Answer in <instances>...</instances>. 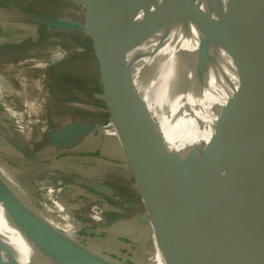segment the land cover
<instances>
[{"label": "water", "instance_id": "1", "mask_svg": "<svg viewBox=\"0 0 264 264\" xmlns=\"http://www.w3.org/2000/svg\"><path fill=\"white\" fill-rule=\"evenodd\" d=\"M216 1L218 13L207 17L199 0H73V16L14 9L51 34L91 40L101 66L96 96L108 100L110 117L67 116L35 152L5 141L30 159L47 148L90 159L84 149L99 155L116 143L139 199L122 202L107 232L162 256L150 251L143 264H264V0ZM225 115L234 129L218 145ZM87 187L111 191L92 180ZM86 235L64 234L0 165V264H142Z\"/></svg>", "mask_w": 264, "mask_h": 264}, {"label": "rangeland", "instance_id": "2", "mask_svg": "<svg viewBox=\"0 0 264 264\" xmlns=\"http://www.w3.org/2000/svg\"><path fill=\"white\" fill-rule=\"evenodd\" d=\"M71 4L73 0H0V146L4 149L5 136L12 137L13 141L30 152L44 148L48 143V129L54 125V108H72L76 113L91 112L94 119L109 121L108 100H100L99 94L96 96L100 92L83 91L61 80L56 71L62 61L84 55L87 50L70 37L51 34L46 24L40 26L33 18L24 20L11 13L15 6H19L53 16H61L66 9L67 14L73 16L72 12L76 13L77 9ZM54 81L57 82L53 85ZM75 117L80 119L81 115ZM116 146L115 143L114 148L104 147L99 155L95 154V149H84L89 152L85 153L89 155L87 157H92L90 159L94 162L88 166L89 181L105 186L111 190L110 193L47 177L41 180L38 176L27 174H19L17 181L33 192L29 196L32 201H44L41 191L49 193L45 204L62 215L75 234L85 236L87 229L90 230V236L83 237L86 243L127 262L146 263L150 259V251L160 259L162 256L153 249L136 251L134 247L124 244L117 234L108 236L109 222L120 219L121 206L126 202L123 195L125 189L129 188L135 193L136 200L139 199ZM90 163L87 162L88 165ZM59 183L61 188H65L62 204L66 207L63 205L61 210L55 203L59 197ZM96 230L104 235H96ZM135 254H138L139 261Z\"/></svg>", "mask_w": 264, "mask_h": 264}, {"label": "bare ground", "instance_id": "3", "mask_svg": "<svg viewBox=\"0 0 264 264\" xmlns=\"http://www.w3.org/2000/svg\"><path fill=\"white\" fill-rule=\"evenodd\" d=\"M199 2L201 3V6L204 9L203 11L205 17L218 13L219 6L216 0H199ZM11 13H13L15 16H19L22 18L26 17L24 14H22L19 11L14 10ZM233 129H234L233 116L225 115L219 127L217 144L218 145L225 144V142L230 138L231 134L233 133ZM3 143L6 149L0 146V165L2 166L4 171L9 173L13 177L15 183L17 184L21 192L26 194L28 197L32 195L33 192H31L27 186L20 184L17 181V176L19 174H23V175L27 174L28 176H38L40 177L38 179L41 180L47 177L48 179H54L56 181L57 180L62 182L65 181L67 183H73L75 185H80V186L85 184L88 186L89 173H90L88 166H91L93 162L91 159L66 155L61 151L59 152V150L58 152H56L51 148L50 149L47 148L43 152L37 153L35 159H30L26 156H23L20 152H18L13 146H11L6 141H3ZM50 151H54V152H50ZM88 161H91L90 165L87 164ZM224 180H225L226 188L231 193H233L236 187V172L232 166L228 168ZM60 185L61 183H59V187ZM52 189L53 188H51L50 190ZM88 189L91 190L89 187ZM64 192H65V188L63 189L60 187V189H58L59 197L57 198L55 203L57 204L56 207L59 208L60 210L64 205L62 204L64 203V199H63ZM48 194L49 193H46L45 191H41V198H43V200L45 201L46 199H48ZM44 201L41 202L32 201V202L37 207V209H39L48 219H50L64 234L68 236H75V232L71 224H69L68 221H66L65 218L62 217V215L58 214L51 207L46 205ZM64 207L66 206L64 205Z\"/></svg>", "mask_w": 264, "mask_h": 264}, {"label": "trees", "instance_id": "4", "mask_svg": "<svg viewBox=\"0 0 264 264\" xmlns=\"http://www.w3.org/2000/svg\"><path fill=\"white\" fill-rule=\"evenodd\" d=\"M69 4L70 3H68V5ZM38 24H40V26L43 25V23L40 22H38ZM56 33L74 39L78 44H80L82 47H84L87 50V52L84 55L73 56L65 61H62L60 64L57 65L56 71L57 74H60L59 76L60 79L65 80L71 85H74L80 89H83V91L100 92L101 79H100L99 71L101 66L99 65L98 60L95 58V55L93 54L94 47L91 44V40L77 33H70L66 31L56 32ZM56 82L54 81L53 85ZM53 111H54L53 126L60 125L67 116L76 118L75 117L76 115H81L80 119L82 120H92L97 123L106 122L105 120L98 119L97 117H95L96 119H94L92 117L93 114H91V112L81 111L76 113V111L73 110L72 108L58 107V108H54ZM124 196H126L128 202L137 201L132 191L126 190L124 192Z\"/></svg>", "mask_w": 264, "mask_h": 264}, {"label": "flooded vegetation", "instance_id": "5", "mask_svg": "<svg viewBox=\"0 0 264 264\" xmlns=\"http://www.w3.org/2000/svg\"><path fill=\"white\" fill-rule=\"evenodd\" d=\"M48 2V1H47ZM47 4V3H46ZM50 5V4H49ZM53 6V5H52ZM33 10V9H32ZM80 45V44H79ZM125 190H129L131 191L129 188H126ZM124 195V194H123ZM126 200H128L127 198H125Z\"/></svg>", "mask_w": 264, "mask_h": 264}, {"label": "crops", "instance_id": "6", "mask_svg": "<svg viewBox=\"0 0 264 264\" xmlns=\"http://www.w3.org/2000/svg\"><path fill=\"white\" fill-rule=\"evenodd\" d=\"M116 149H117V146H116ZM130 177H131V175H130ZM132 182H133V181H132V179H131V185L133 184ZM134 194H135V193H134Z\"/></svg>", "mask_w": 264, "mask_h": 264}]
</instances>
